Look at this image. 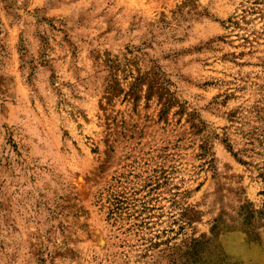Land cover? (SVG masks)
Listing matches in <instances>:
<instances>
[{
    "label": "clouds",
    "instance_id": "clouds-1",
    "mask_svg": "<svg viewBox=\"0 0 264 264\" xmlns=\"http://www.w3.org/2000/svg\"><path fill=\"white\" fill-rule=\"evenodd\" d=\"M0 264H264V0H0Z\"/></svg>",
    "mask_w": 264,
    "mask_h": 264
}]
</instances>
